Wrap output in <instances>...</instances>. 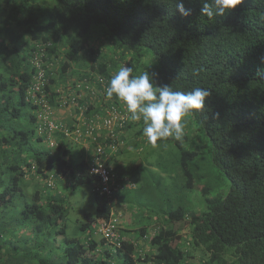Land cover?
Listing matches in <instances>:
<instances>
[{"label": "trees", "instance_id": "1", "mask_svg": "<svg viewBox=\"0 0 264 264\" xmlns=\"http://www.w3.org/2000/svg\"><path fill=\"white\" fill-rule=\"evenodd\" d=\"M177 2L0 0V264H137V258L155 264H264V0H242L212 18L201 13L202 0H182L191 9L188 16L180 14ZM203 2L214 7L212 0ZM99 33L112 42L119 61H109L94 45ZM40 50L50 77L45 90L51 84L68 89L72 79L82 80L84 71L91 70L109 83L118 64L132 67L130 78L136 77L145 71L144 63L153 70L155 88L168 85L185 93L208 89L204 109L191 113L209 142L212 164L230 181L229 191L211 196L204 185L205 211L179 205L165 217L175 226L157 218L149 232L142 226L139 237L123 235L120 245L103 235H69L64 224L68 206L62 196L31 190L23 179H50L51 187L52 177L71 173L74 186L92 182L96 216L81 228L98 231V219L116 216L122 190L136 186L125 181L134 161L120 158L134 123L142 124L136 135L148 141L142 118H129L116 138L101 131V158L107 160L118 186L111 194L96 190L100 178L90 172L89 150L61 128L53 131L52 146L48 132L38 129L43 105L35 101L32 84L38 74L34 55ZM84 51L91 62L75 73L71 62ZM46 99L61 109L52 94ZM108 102L127 109L115 94ZM25 107L33 111L29 116ZM35 140L48 148H38ZM73 145L85 150L76 167L71 162ZM177 145L182 187L194 188L198 152L180 141ZM181 228L190 235L187 247ZM139 239L156 246L155 253L136 256Z\"/></svg>", "mask_w": 264, "mask_h": 264}, {"label": "rangeland", "instance_id": "2", "mask_svg": "<svg viewBox=\"0 0 264 264\" xmlns=\"http://www.w3.org/2000/svg\"><path fill=\"white\" fill-rule=\"evenodd\" d=\"M98 38L94 45L99 46L105 57L111 62H117L118 53L113 48L112 42L105 35L97 34ZM111 44V45H110ZM91 62V57L84 51L79 58L71 62L75 73L86 69ZM142 65L145 71L152 74L151 67ZM118 67H122L118 64ZM144 72V71H143ZM141 72V73H143ZM140 75L139 73L136 76ZM155 88V85H154ZM30 107H25L24 114L29 116L32 113ZM24 115V116H25ZM184 136L180 142L190 150L198 152L194 161L197 181L194 188L182 187L185 178L180 167V153L177 140L173 138L164 139L157 142L155 146L146 143L136 135L142 124L134 123L128 133L126 144L123 147L121 160L128 158L133 162V172L129 174L135 187H125L118 197V208H116L118 232L131 239L139 237L140 227L146 226L148 232L151 226L156 223V219L168 226L175 224L168 221V212L183 205L190 211L203 212L206 209L205 195L202 187H210V195H225L230 189V181L222 174L220 169L212 164L209 142L205 140L203 133L199 129V124L193 119L192 113L186 117ZM28 126L31 125L25 122ZM127 136V135H126ZM35 145L39 148H48L47 143L35 140ZM85 158V150L81 145L72 146L71 162L76 165ZM135 170V171H134ZM50 180V179H49ZM49 180L24 178L22 183L29 184L31 190L39 189L45 192L56 193L62 196L68 206V214L64 220L69 235H75L84 239L89 234L100 239L102 236L93 227L89 229L81 228V224L91 221L96 216V199L93 192V183L86 182L74 186L75 177L68 174L62 178L52 177L53 186H48ZM61 225V224H60ZM61 227V226H60ZM180 228V227H179ZM182 243L187 247L189 232L181 228ZM149 241L139 239V248L136 256L153 254L156 251ZM199 254V253H196ZM197 256L192 260H197ZM137 264H155L152 260L136 259Z\"/></svg>", "mask_w": 264, "mask_h": 264}, {"label": "built area", "instance_id": "3", "mask_svg": "<svg viewBox=\"0 0 264 264\" xmlns=\"http://www.w3.org/2000/svg\"><path fill=\"white\" fill-rule=\"evenodd\" d=\"M42 50L38 52V55H34L33 63L35 64L38 74L34 77L32 84V92L35 97V101L41 102L43 109L38 114V129L41 132H48V139L50 145H56V141L53 137V131L62 129L64 132L80 142L86 150H89L90 156L88 157V163L91 164L90 172L96 174L100 178V184L97 185L96 190L111 194L113 190L117 189L114 175L109 167L105 164L106 159L101 158L103 153L101 131H107L113 136H118L117 131L124 126L129 120L130 114L127 109L117 105L115 102H108L105 95V89L108 86V79L94 71H84V78L82 80L72 79L68 89L56 88L53 84L50 90L46 89V83L50 82V77L46 75V62H43ZM54 65V63L52 64ZM52 65H49L51 67ZM45 88V89H44ZM54 98H57L61 104L56 108L50 104L46 99V93ZM48 101H45V99ZM93 106V108H90ZM68 121V125L63 126V121ZM72 126V127H71ZM124 141L121 142L123 146ZM115 150H118L116 145ZM94 157L90 159V157ZM128 186H135V184L125 178ZM94 227L98 229L97 232L102 234L110 242L120 245L119 238L123 239V236L118 232L117 219L112 217L111 219L100 218L94 224ZM118 241V242H117Z\"/></svg>", "mask_w": 264, "mask_h": 264}, {"label": "clouds", "instance_id": "4", "mask_svg": "<svg viewBox=\"0 0 264 264\" xmlns=\"http://www.w3.org/2000/svg\"><path fill=\"white\" fill-rule=\"evenodd\" d=\"M202 3L201 13L212 18L214 15H223L226 11L234 9L242 0H212L214 7L203 0ZM176 8L182 16L191 13V9H186L182 0H178ZM132 72L133 68L130 66L120 67L105 89L106 97L111 99L115 94L126 104L131 120L143 119L145 125L143 134L153 146L158 140L170 137L177 141L182 140L186 117L192 110L204 109L210 91L197 87L185 93L173 91L168 85L154 88V74L146 70L130 78Z\"/></svg>", "mask_w": 264, "mask_h": 264}]
</instances>
